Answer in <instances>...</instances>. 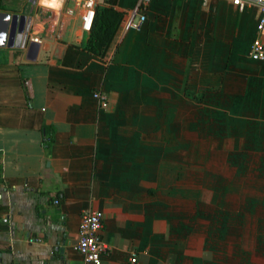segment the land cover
Returning a JSON list of instances; mask_svg holds the SVG:
<instances>
[{
    "label": "crops",
    "instance_id": "obj_1",
    "mask_svg": "<svg viewBox=\"0 0 264 264\" xmlns=\"http://www.w3.org/2000/svg\"><path fill=\"white\" fill-rule=\"evenodd\" d=\"M113 8L120 22L96 56L73 48L84 31L70 0H0L38 39L33 59L0 47V264H81L85 210L102 213L101 264H264V64L247 54L255 9ZM140 15L138 30L126 27Z\"/></svg>",
    "mask_w": 264,
    "mask_h": 264
},
{
    "label": "built area",
    "instance_id": "obj_2",
    "mask_svg": "<svg viewBox=\"0 0 264 264\" xmlns=\"http://www.w3.org/2000/svg\"><path fill=\"white\" fill-rule=\"evenodd\" d=\"M66 0H58V6ZM75 9L79 12L80 29L89 31L96 7L97 0H70ZM148 0H140L145 4ZM234 5H245L255 9V36L249 44L248 57L254 61L264 64V0H230ZM49 7H56V4L49 0ZM143 16L126 22V27L138 30L143 22ZM30 40L37 42L36 37H30ZM92 96L96 98L102 107L106 104L105 97L98 91H93ZM55 205L59 204L57 198L53 199ZM102 213L98 210H85L79 215L77 225V237L73 249L79 253L81 264H101V253L106 245L101 239ZM130 263H135V255L129 258Z\"/></svg>",
    "mask_w": 264,
    "mask_h": 264
},
{
    "label": "trees",
    "instance_id": "obj_3",
    "mask_svg": "<svg viewBox=\"0 0 264 264\" xmlns=\"http://www.w3.org/2000/svg\"><path fill=\"white\" fill-rule=\"evenodd\" d=\"M101 2V6L95 7L89 31H84L80 43L73 47L96 56L103 55L107 50L121 19V13L113 8L115 0H101ZM45 135L47 142L51 141L49 129H45Z\"/></svg>",
    "mask_w": 264,
    "mask_h": 264
},
{
    "label": "water",
    "instance_id": "obj_4",
    "mask_svg": "<svg viewBox=\"0 0 264 264\" xmlns=\"http://www.w3.org/2000/svg\"><path fill=\"white\" fill-rule=\"evenodd\" d=\"M28 24L23 15L0 12V47L26 48V54L33 59L38 45L36 42L27 41ZM56 51H59V47Z\"/></svg>",
    "mask_w": 264,
    "mask_h": 264
},
{
    "label": "clouds",
    "instance_id": "obj_5",
    "mask_svg": "<svg viewBox=\"0 0 264 264\" xmlns=\"http://www.w3.org/2000/svg\"><path fill=\"white\" fill-rule=\"evenodd\" d=\"M40 2H41V4H46V5L51 6V5L49 4V0H40ZM52 3H53V4H56V5L58 6V0H52Z\"/></svg>",
    "mask_w": 264,
    "mask_h": 264
}]
</instances>
